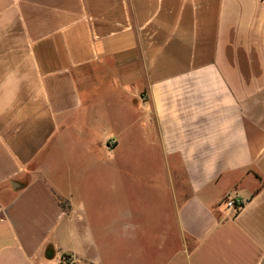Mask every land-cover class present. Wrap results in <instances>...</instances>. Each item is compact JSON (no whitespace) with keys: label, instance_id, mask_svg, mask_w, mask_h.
Returning <instances> with one entry per match:
<instances>
[{"label":"crops","instance_id":"1","mask_svg":"<svg viewBox=\"0 0 264 264\" xmlns=\"http://www.w3.org/2000/svg\"><path fill=\"white\" fill-rule=\"evenodd\" d=\"M136 228L264 264V0H0V264H134Z\"/></svg>","mask_w":264,"mask_h":264},{"label":"rangeland","instance_id":"2","mask_svg":"<svg viewBox=\"0 0 264 264\" xmlns=\"http://www.w3.org/2000/svg\"><path fill=\"white\" fill-rule=\"evenodd\" d=\"M137 169L142 170V166H135L136 174L138 173L137 174L138 177L141 172L140 170ZM134 184L135 186L133 187L131 182H128V180H123L120 186L121 188H125L129 191V195L128 197H126L125 204L126 203H129V205L133 204L136 210L135 212L139 213V209L140 208L142 209L143 205L145 204L147 205V203L149 205H152L154 204L155 201L150 196H148L146 192H144V189L142 187L138 186L139 185L138 182H134ZM156 216L157 214L155 213L149 214V217H153V220L155 219ZM145 231L147 230L140 228H136L135 230L136 233H135L134 264H148L149 260H151L149 264H162V262L158 261V258H156L155 260L154 257L158 255L159 250L162 249L163 245H160L158 243L149 245L147 242L148 240L144 239L143 237V234L146 233ZM120 260H123V256H120Z\"/></svg>","mask_w":264,"mask_h":264},{"label":"built area","instance_id":"3","mask_svg":"<svg viewBox=\"0 0 264 264\" xmlns=\"http://www.w3.org/2000/svg\"><path fill=\"white\" fill-rule=\"evenodd\" d=\"M223 203L228 210L237 215L244 206L245 201L237 195H229L223 200Z\"/></svg>","mask_w":264,"mask_h":264}]
</instances>
